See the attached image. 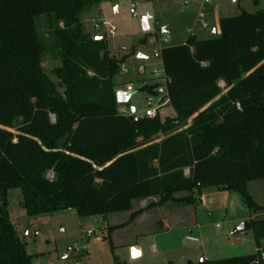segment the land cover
<instances>
[{"label":"trees","instance_id":"trees-1","mask_svg":"<svg viewBox=\"0 0 264 264\" xmlns=\"http://www.w3.org/2000/svg\"><path fill=\"white\" fill-rule=\"evenodd\" d=\"M99 1L0 0V264H35L9 217L11 190L30 217L75 210L105 219L156 199L108 228L112 247V234L145 211L195 205L207 188L238 193L250 217L264 213L248 187L264 181V11L221 18L217 38L164 47L174 117L148 118L117 102L116 77L136 52L112 56L103 36L85 31ZM42 16L51 48L36 26ZM48 51L57 52L58 84L42 66ZM243 231L255 254L187 264H264V218Z\"/></svg>","mask_w":264,"mask_h":264},{"label":"rangeland","instance_id":"rangeland-1","mask_svg":"<svg viewBox=\"0 0 264 264\" xmlns=\"http://www.w3.org/2000/svg\"><path fill=\"white\" fill-rule=\"evenodd\" d=\"M218 1L223 17H236L243 12L264 11V0H256V3L254 0H217L216 3ZM200 3L199 0H100L98 8L95 6L83 17L85 31L92 37L103 36L110 50L115 49L110 52L112 56H122L133 51L136 55L142 54L148 58L143 61L134 56L122 64L128 72L120 71L115 80L116 90L127 92L128 83H133L135 90L131 93L129 104L119 106L121 113L130 114V108L133 107L136 117L143 116L147 94L141 91V88L153 83L154 80H151L153 68L160 66L159 61L154 58L155 50L181 45L188 28L191 31L192 29L201 31L200 37L203 38L212 39L220 36L219 33H212V29L217 28V21L214 19L205 17L209 29H202L199 19L201 14L205 16L206 13H203L202 7L197 10ZM132 8L137 14L136 17L130 13ZM146 16L150 18V30L147 33L142 30V20ZM96 21L100 27L98 30L95 28ZM104 22L116 28L115 38L108 34V28L102 25ZM49 24L47 16L36 20L40 36L51 48L56 39ZM164 26L169 27L170 37L161 33L160 28ZM155 32L159 33L158 43L154 46L152 37ZM165 39L167 43L164 42ZM141 40L146 42L141 44ZM55 52L45 53L42 66L50 79L58 84V80L51 73L60 66ZM141 67L145 68L143 74L139 70ZM165 116L174 117V111L169 106L162 118ZM51 118L55 119L54 116ZM186 128L187 126L182 125L180 130ZM185 175H189V170L185 171ZM49 178L52 179L53 175L51 174ZM248 187L254 200L264 206V181L252 182ZM202 193L203 203L197 202L195 206L170 202L150 211L143 231L157 230L158 221L167 216L172 217V223L181 225L176 224L170 230L161 232L162 236L157 240L160 248L163 245L173 247L170 252L154 253L151 234L139 240L143 248V256L140 258H133L130 246L135 234L142 229L139 226L130 225L116 230L111 236L113 247L108 239V228L114 223L127 221L129 212L112 214L105 219L102 216L81 218L75 210L30 217L22 207L20 190H11L8 194V213L19 237L27 245V252L34 257L35 264H165L167 258L173 260L175 264H187V257L200 262L204 255L209 256L211 261H216L253 253L255 246L251 231L245 235H242L241 231L233 234L251 215L241 196L235 192L222 195L214 188L204 189ZM185 196L187 193L176 195L177 198ZM140 202L142 201L135 204V209L141 206ZM150 202L149 200L142 203V206H147ZM210 207L213 209L209 210ZM193 215L197 218L200 228H193L191 233L186 225L194 219ZM250 218L253 220L264 218V213H253ZM88 230L94 231L95 235L89 237ZM190 235L199 242L186 240ZM74 245L83 248L84 251L69 252L68 248H73Z\"/></svg>","mask_w":264,"mask_h":264},{"label":"crops","instance_id":"crops-1","mask_svg":"<svg viewBox=\"0 0 264 264\" xmlns=\"http://www.w3.org/2000/svg\"><path fill=\"white\" fill-rule=\"evenodd\" d=\"M201 3L199 4V6H198V11L200 10V8L202 7V2H203V0H199ZM218 6L217 7V9H215V6ZM216 5L215 6H212V7H209V8H207L206 10H204L203 8H202V11H203V13H206L205 14V16L204 17H208V18H211V19H214V21L216 20L217 21V28H213L212 29V33L213 34H220L221 33V30H220V19L221 18H223V16L221 15V13H220V11H221V7H220V3H219V1L216 3ZM97 7V6H96ZM98 8V7H97ZM99 10V9H98ZM99 14V13H98ZM150 19V18H149ZM205 20H207V19H205ZM98 21H96V23H97ZM148 23H149V20H148ZM197 23V22H196ZM150 26V25H149ZM195 26V25H194ZM193 26V27H194ZM196 28V27H195ZM160 31H161V33L162 34H166V36H168V37H170V35H171V32L169 31V27L168 26H164V27H161L160 28ZM201 31H199V30H193L192 29V31H191V29H187V31H186V36L185 37H183L184 39L182 40V42H181V45H183L185 42H186V40H187V38H188V36L190 35V34H193L194 35V37H196L198 40H207L208 38H203V37H200V35H201V33H200ZM116 33H117V30H116ZM116 37V34H115V36L113 37V38H115ZM176 46H179V45H176ZM163 48V47H162ZM108 49H109V52H113V51H111L110 50V48H109V46H108ZM117 49V48H116ZM142 55V54H141ZM144 56V55H143ZM138 59V58H137ZM140 60V59H139ZM141 60H148V58L147 57H144V58H142ZM142 61V62H143ZM151 80H153V79H151ZM152 82H154V81H152ZM252 183V182H251ZM251 183H249V185L251 184ZM263 185V184H262ZM214 189H216V188H214ZM217 191H219L220 193H222V195H225V194H229L230 192H228V191H220V190H218V189H216ZM156 201V199H147V200H143L142 202H140V204H141V206L140 207H138V209H135V204L137 203V202H139V201H134V203H133V211H136V210H139V209H143V208H145L146 207V205H144V206H142V203H146L147 201ZM203 200H204V198H203V193H202V195H201V197H200V199L198 200V202H200V203H203ZM168 204V203H167ZM166 204V205H167ZM196 205V204H195ZM195 205H192V206H195ZM165 206V205H164ZM161 208V207H160ZM210 209H213L212 207H210L209 208V210ZM154 210V209H153ZM208 210V211H209ZM150 211H152V210H150ZM150 211H145L142 215H140L137 219H135L130 225L131 226H139L140 228H142L140 231H138L136 234H135V236H134V238H133V242L132 243H130V246H131V250H132V256H133V258H140V257H142L143 256V248H142V246L140 245V243H139V240H142V239H145V238H147V236L149 235V234H151V236L153 237V250H154V253H159V252H170V251H172V249H173V247H171V246H166V245H163L161 248H160V246L158 245V242H157V240H158V238L159 237H161L162 236V234H161V232H166V231H168V230H170V228H173V227H175L176 226V224L179 226V225H181V224H178V223H176V222H173L172 223V217H170V218H168V216L167 217H165V218H161L159 221H158V225H159V228L156 230V229H154V230H152V231H143V226H144V224L146 223V221H147V217H149L148 215H149V213H150ZM131 213L132 212H129L128 213V217H129V219H130V216H131ZM194 216V215H193ZM129 219H127V221L129 220ZM250 219V216L248 217V219L247 220H249ZM193 220V221H192ZM191 220V222L189 223V224H187L186 225V227L188 228L187 230L189 231V232H191L192 230H193V228H196V227H199L200 228V225H199V223H198V220H197V218H195V216H194V219H192ZM247 220H245V221H247ZM127 221H125V222H127ZM244 221V222H245ZM125 222H122V223H114L112 226H116V225H120V224H123V223H125ZM182 224H184V223H182ZM130 225H128V226H130ZM127 226V227H128ZM246 232H248V231H241V234L242 235H245L246 234ZM115 233V232H114ZM192 233V232H191ZM235 233V231L233 232V234ZM237 233V232H236ZM235 233V234H236ZM190 236H193V235H190ZM157 243V244H156ZM254 246H255V243H254ZM134 248H137V252H134ZM257 252V248H256V246H255V249H254V251H253V253H251V254H255ZM134 253H136V254H134ZM204 255V254H203ZM247 255H250V254H247ZM239 256H244V255H239ZM187 263L188 262H194V263H196L197 261H195L193 258H189V257H187ZM202 260H212L209 256H206V255H204V257H203V259ZM201 260V261H202ZM219 260V259H218ZM165 264H175L174 263V261L173 260H170V259H168L167 258V261L165 262Z\"/></svg>","mask_w":264,"mask_h":264},{"label":"built area","instance_id":"built-area-1","mask_svg":"<svg viewBox=\"0 0 264 264\" xmlns=\"http://www.w3.org/2000/svg\"><path fill=\"white\" fill-rule=\"evenodd\" d=\"M217 0H203L202 2V8L206 10L209 7L215 6ZM217 5L215 6V9H217ZM206 8V9H205ZM130 13L133 14L134 17L137 16L134 8L130 10ZM199 23L202 27V29L206 30L209 29V24L205 20V17L203 14L200 15ZM104 27L108 28V34L111 37H114L116 34V28L113 26H110L107 23L102 24ZM95 28L98 30L99 23L97 22L95 24ZM159 33V32H158ZM158 33L155 32L152 37V44L155 46L158 43ZM189 36H194L193 34H190ZM167 43V40L165 39L164 41ZM162 49L159 48L158 50L154 51V58L159 61L160 66L159 67H154L153 68V80L154 82L151 85H155L154 93L153 94H148L146 93L145 97V109L142 117H148V118H156V117H163L165 115V110L166 108L170 105V96L168 92V85L170 84V78L167 76L164 67H163V62H162ZM121 71L122 72H128V69L124 66L121 65ZM140 73L143 74L145 72V68L141 67L139 68ZM219 86L225 90V83L223 81L219 82ZM127 92L133 93L135 90L134 84L133 83H128L126 85ZM239 106V105H238ZM131 113V110H130ZM132 114V113H131ZM134 114V113H133ZM177 123V122H176ZM87 235L89 237H92L95 235V232L92 230L87 231ZM186 240L190 242H199V240L195 237L188 236L186 237ZM78 250L79 252H83V248L77 247V245H74L73 248H68L69 252H74ZM261 258L264 259V253L261 254Z\"/></svg>","mask_w":264,"mask_h":264},{"label":"water","instance_id":"water-1","mask_svg":"<svg viewBox=\"0 0 264 264\" xmlns=\"http://www.w3.org/2000/svg\"><path fill=\"white\" fill-rule=\"evenodd\" d=\"M148 20H149V16L144 17L142 20V30L145 33H147L150 30ZM95 39L100 40V39H102V36H96ZM144 57L145 56H143L141 54L136 55V58H138V59H142ZM116 96H117V102L120 105H125V104H129L132 94L129 92L120 91V92H117ZM130 110H131L132 114L135 112V109L133 107H131ZM243 230H244V223L235 230V233L239 232V231H243ZM134 252H137V248H134ZM134 254H136V253H134ZM64 258H66V257H64Z\"/></svg>","mask_w":264,"mask_h":264}]
</instances>
